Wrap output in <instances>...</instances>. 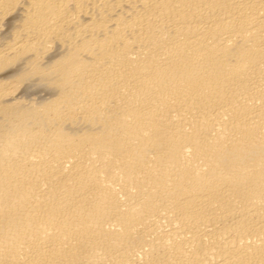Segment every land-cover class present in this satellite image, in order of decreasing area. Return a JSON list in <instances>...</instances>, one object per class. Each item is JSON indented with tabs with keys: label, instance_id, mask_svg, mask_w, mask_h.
<instances>
[{
	"label": "bare ground",
	"instance_id": "6f19581e",
	"mask_svg": "<svg viewBox=\"0 0 264 264\" xmlns=\"http://www.w3.org/2000/svg\"><path fill=\"white\" fill-rule=\"evenodd\" d=\"M0 264H264V0H0Z\"/></svg>",
	"mask_w": 264,
	"mask_h": 264
}]
</instances>
